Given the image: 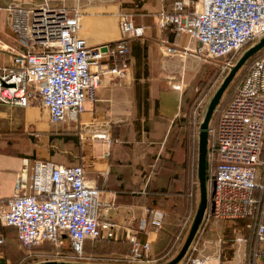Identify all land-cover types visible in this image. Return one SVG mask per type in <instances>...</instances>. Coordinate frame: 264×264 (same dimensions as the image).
<instances>
[{"label":"built area","instance_id":"2783aa9c","mask_svg":"<svg viewBox=\"0 0 264 264\" xmlns=\"http://www.w3.org/2000/svg\"><path fill=\"white\" fill-rule=\"evenodd\" d=\"M78 12L51 7L47 0L14 13L12 32L26 42L1 68L0 102L26 106L37 98L49 121H76L84 102L94 97L102 76L124 78L128 69V40L144 35L130 13L118 18L122 38L112 44L89 46L76 31ZM160 27L175 25L197 42L203 61L226 59L248 42L264 37V0H174L156 15ZM168 51L172 49L168 48ZM108 56L109 63H102ZM97 66V71H91ZM216 163L208 191L207 219L244 220L248 237H238L244 248L242 264H264V54L250 65L246 76L209 128ZM31 192L0 199V224L15 229L24 247L45 241L71 242L77 256L87 239H118L119 226L100 221L105 207L100 190L88 184L80 165L36 161ZM165 213L147 208L138 232L159 231ZM132 264H153L151 241L136 233L127 236ZM1 242V239H0ZM80 257V256H79ZM191 264H220L217 259H193Z\"/></svg>","mask_w":264,"mask_h":264},{"label":"crops","instance_id":"0c3cea01","mask_svg":"<svg viewBox=\"0 0 264 264\" xmlns=\"http://www.w3.org/2000/svg\"><path fill=\"white\" fill-rule=\"evenodd\" d=\"M54 8L78 12L76 34L89 46L112 44L122 38L120 13H130L144 35L128 40V69L124 78L102 76L94 97L84 102L76 121H63L50 128L48 113L37 98L26 106L0 102V199L16 192H31L30 177L36 161L80 165L88 184L97 187L105 207L100 221L119 226L118 239L136 233L151 241V255L163 245L167 231L174 228L184 209L175 190L188 174L184 139L179 133L185 116L188 87L204 65L198 44L175 25L160 27L156 15L168 10L174 0H47ZM41 0H0V73L15 54L26 50V42L11 30L14 13L36 6ZM168 48L172 51H168ZM104 56L102 63H109ZM91 66V71H97ZM48 124L41 126L39 119ZM54 124V125H58ZM66 132L75 142L56 145L66 155L43 152V137ZM49 142V141H48ZM173 160V161H172ZM174 191V192H173ZM176 205L172 211L170 207ZM165 213L162 228L154 233L138 232L146 209ZM0 264L10 263L11 254L21 249L15 229L0 224ZM116 239V240H118ZM158 264V263H155Z\"/></svg>","mask_w":264,"mask_h":264},{"label":"trees","instance_id":"16d2710c","mask_svg":"<svg viewBox=\"0 0 264 264\" xmlns=\"http://www.w3.org/2000/svg\"><path fill=\"white\" fill-rule=\"evenodd\" d=\"M252 42H248L245 45H243L240 49H244L248 47ZM237 52H234L228 56V60L233 64L237 57ZM264 54V47L260 49L258 52H256L252 57H250L246 63L242 66V74L240 78L235 82L233 87L229 92H227L225 97L223 96L216 106L212 117H211V124L210 126H215L217 124V121L223 112V110L226 108L227 104L235 94L237 86L241 83V81L244 79V77L247 74V71L252 64V62L262 56ZM224 72L223 65L216 61L212 60L206 63L202 69L201 74L193 81L192 88L193 94L189 97H186V107H185V116L182 119L181 128H180V139H184L183 145L184 149L186 151V160H185V167L188 170V174L186 178L181 179L184 182V185L179 190H175V198L181 199L184 204V209L181 211V214L179 215L177 219V227L175 230H177L176 234L173 233V236L171 238V241L165 243L163 242V245L159 248L157 254H156V261L158 264L164 263L168 256L173 251L176 243L178 242V238L180 236V233L185 229L186 224L190 220V217L192 215V212L194 215L192 216L194 218L198 204H199V198H200V191H199V180H198V171H197V161H198V138H196V132H195V120L193 116L194 112V106L196 101L204 97L205 90L209 89L211 87V84L219 78V76ZM199 134V132H198ZM52 138H58L60 141H63V143L67 141H73L75 142L74 135L67 134L66 132H59L57 134H54L51 136ZM211 154L213 156V163L210 164L208 162L207 167V181L211 180L212 173L215 167L216 163V148L211 144ZM208 153V152H207ZM208 160V158H207ZM173 161V160H172ZM174 192V191H173ZM176 205L172 204L170 209L174 211L176 209ZM150 208H156V207H150ZM159 209V208H158ZM208 211V204L206 207V213ZM203 220H207L206 214L203 216V219L200 223L202 224ZM193 221V219H192ZM230 222V220H226ZM239 222L241 227H244V220H232ZM199 225V226H200ZM171 232V231H167ZM15 238L21 247V249L17 252V254H11L10 256V263L13 264L12 260L18 256L17 263L21 264V262L25 259L26 256V249L29 247L22 246L16 236L15 232ZM68 240L67 238H63ZM48 242V241H47ZM129 244L115 239H87L84 242L83 245V251L87 253V257L89 260H92L94 263L91 264H132L128 262V260L125 259V255L128 254ZM180 250V249H179ZM66 251V250H64ZM66 252H70L68 249ZM63 255V254H62ZM22 256V260H21ZM186 256V254H185ZM184 256V257H185ZM183 257V258H184ZM82 257L75 256L74 259L79 260ZM50 260V259H49ZM56 260V259H55ZM192 260L190 257H188L185 260V264H191Z\"/></svg>","mask_w":264,"mask_h":264},{"label":"rangeland","instance_id":"374dc122","mask_svg":"<svg viewBox=\"0 0 264 264\" xmlns=\"http://www.w3.org/2000/svg\"><path fill=\"white\" fill-rule=\"evenodd\" d=\"M249 46H251V44ZM248 47L240 51L238 50L236 54L237 55L236 60L234 61L232 66L235 64V62L239 59V57L243 54V52ZM226 59H228V57ZM216 61H218L220 65L221 64L223 65L225 62L224 59H219ZM228 72H229V69L224 68V72L219 76L217 81L213 82L211 84V87L205 90V92L203 93L205 94V96L199 98L195 103V106H194L195 108L193 112L195 126H196L195 140L198 138L199 126L204 118L208 104L211 98L213 97L214 93L220 86L221 82L223 81L225 76L228 74ZM241 74H242V69H240L236 73V75L234 76V78L232 79V81L230 82L226 90L224 91L222 97L223 96L225 97L226 96L225 94L231 90L235 82L240 78ZM193 90L195 89L192 88V86L188 87L187 97H189L191 93L193 94L194 92ZM38 122L41 126H44V124H48L43 118H40ZM210 124H211V120H210ZM210 124H209V128H212ZM61 126L62 124H58V125L49 124L50 128L61 127ZM43 138L44 139L42 141V145H43L42 148H43L44 153L50 152V154H52V153L57 152L59 155H66L63 151H61L64 145L62 143H58L56 145L55 144L56 140L55 141L53 140V144H50V140L52 139V137L51 139L49 138L47 140L48 137L47 135H45V131H44ZM211 144H212V137L210 136L208 132L207 158L210 164L213 163V156L210 151ZM210 185H211V180L207 181L208 191L210 189ZM193 213L195 212L194 211L192 212L190 220L186 224L185 229L180 233L178 242L176 243L171 254L168 256V259L164 263L171 260L179 252V249H181L189 233L191 224L193 222L192 221L193 219L192 216L194 215ZM239 224L240 223L237 221L228 222L226 220H215V219L203 220L202 224L198 227V230L186 253V256L182 258L177 264H185V260L188 257H190L191 260L196 259V258H199V259H203V258L212 259L213 258V259H217L220 262V264H242L244 260V256H245L244 248H243L242 243H240L237 240V238L238 237H245V238L248 237V230L245 227V223H244V227H241ZM176 227H177V223L174 224L175 229ZM175 229L171 230V232H166V235L164 237L165 243L171 241L173 233L176 234L177 232V230ZM161 246L162 245L160 244V247ZM67 249L70 252H66ZM25 251H26V256H25V259L21 262V264H39L41 262L49 261V259L50 260L56 259L55 261L69 262L73 264L94 263L92 260H89L88 258H84L85 256L87 257L88 254L85 253L83 250L81 251V254L79 255L82 258H80L79 260L74 259L75 256H77V253L75 252L71 242L66 239H62L58 241L57 243L45 241L39 244H34V245L29 246V248H27ZM18 256L15 258V260L14 259L12 260L13 264H18L17 260L20 258V257L18 258ZM21 260H22V256H21ZM155 263H158V262L156 261Z\"/></svg>","mask_w":264,"mask_h":264},{"label":"water","instance_id":"95a60500","mask_svg":"<svg viewBox=\"0 0 264 264\" xmlns=\"http://www.w3.org/2000/svg\"><path fill=\"white\" fill-rule=\"evenodd\" d=\"M264 47V37L259 39L256 43L249 46L243 54L239 57V59L235 62V64L231 67L228 74L225 76L223 81L221 82L220 86L214 93L213 97L211 98L207 110L205 112L204 118L199 126V134H198V161H197V171H198V180H199V191H200V198L199 204L196 211V214L193 218V222L191 224L189 233L179 250V252L168 262L164 264H177L187 253L195 234L198 230V227L203 219L207 204H208V189H207V167H208V160H207V145H208V131H209V124L212 117V114L218 105L224 91L236 75V73L242 68V66L246 63V61L252 57L256 52ZM4 260H0V263H3ZM39 264H73L69 262H62V261H55L49 260L45 262H41Z\"/></svg>","mask_w":264,"mask_h":264}]
</instances>
